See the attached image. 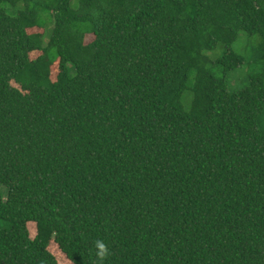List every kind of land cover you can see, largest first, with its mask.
Segmentation results:
<instances>
[{
  "label": "trees",
  "instance_id": "trees-1",
  "mask_svg": "<svg viewBox=\"0 0 264 264\" xmlns=\"http://www.w3.org/2000/svg\"><path fill=\"white\" fill-rule=\"evenodd\" d=\"M0 185V264H264V0H0Z\"/></svg>",
  "mask_w": 264,
  "mask_h": 264
},
{
  "label": "rangeland",
  "instance_id": "rangeland-1",
  "mask_svg": "<svg viewBox=\"0 0 264 264\" xmlns=\"http://www.w3.org/2000/svg\"><path fill=\"white\" fill-rule=\"evenodd\" d=\"M242 36H244L243 34L240 35L239 40L236 43V47H240V50L242 52H245L247 56H251L252 52H251V47H248V42L242 43L240 39L242 38ZM94 35L93 34H87L85 37V42H90L91 40H93ZM250 45V44H249ZM251 46V45H250ZM253 62V59H252ZM243 69V75L244 77L251 75L253 73L254 70H257L258 67H256L254 64H252V66H250L247 62H244V64L242 65V67H240ZM254 69V70H253ZM231 87L232 88H236L238 86H240V84L242 85L241 82H239V80L237 79L235 80H231L230 81ZM0 193L6 196V189L0 185ZM31 237L33 235V231L31 230ZM49 251L54 255L56 261L58 264H71L69 262V260H67L63 254L57 249L56 244L54 243H50L49 246Z\"/></svg>",
  "mask_w": 264,
  "mask_h": 264
},
{
  "label": "clouds",
  "instance_id": "clouds-1",
  "mask_svg": "<svg viewBox=\"0 0 264 264\" xmlns=\"http://www.w3.org/2000/svg\"><path fill=\"white\" fill-rule=\"evenodd\" d=\"M101 247H103V246H101Z\"/></svg>",
  "mask_w": 264,
  "mask_h": 264
}]
</instances>
